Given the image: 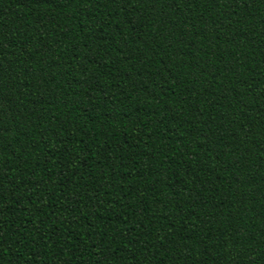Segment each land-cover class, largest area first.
I'll return each mask as SVG.
<instances>
[{
    "label": "trees",
    "instance_id": "trees-1",
    "mask_svg": "<svg viewBox=\"0 0 264 264\" xmlns=\"http://www.w3.org/2000/svg\"><path fill=\"white\" fill-rule=\"evenodd\" d=\"M0 264H264V0H0Z\"/></svg>",
    "mask_w": 264,
    "mask_h": 264
}]
</instances>
